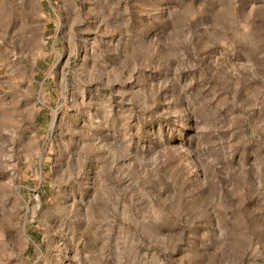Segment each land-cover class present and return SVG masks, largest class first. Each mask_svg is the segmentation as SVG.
<instances>
[{"label": "rangeland", "instance_id": "obj_1", "mask_svg": "<svg viewBox=\"0 0 264 264\" xmlns=\"http://www.w3.org/2000/svg\"><path fill=\"white\" fill-rule=\"evenodd\" d=\"M0 264H264V0H0Z\"/></svg>", "mask_w": 264, "mask_h": 264}, {"label": "built area", "instance_id": "obj_2", "mask_svg": "<svg viewBox=\"0 0 264 264\" xmlns=\"http://www.w3.org/2000/svg\"><path fill=\"white\" fill-rule=\"evenodd\" d=\"M36 198V200H38V198L37 197H35Z\"/></svg>", "mask_w": 264, "mask_h": 264}]
</instances>
